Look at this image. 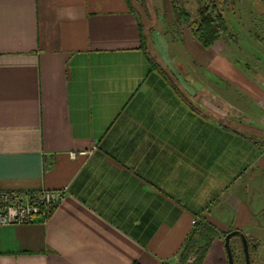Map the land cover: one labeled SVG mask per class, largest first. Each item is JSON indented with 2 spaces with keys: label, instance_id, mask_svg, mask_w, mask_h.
Here are the masks:
<instances>
[{
  "label": "crops",
  "instance_id": "crops-1",
  "mask_svg": "<svg viewBox=\"0 0 264 264\" xmlns=\"http://www.w3.org/2000/svg\"><path fill=\"white\" fill-rule=\"evenodd\" d=\"M167 45L132 0H0V188L68 186L51 216L0 228V264H175L200 220L258 237L264 201L231 187L263 174L264 76L237 85L260 107L248 127ZM227 261L217 236L202 264Z\"/></svg>",
  "mask_w": 264,
  "mask_h": 264
},
{
  "label": "rangeland",
  "instance_id": "rangeland-1",
  "mask_svg": "<svg viewBox=\"0 0 264 264\" xmlns=\"http://www.w3.org/2000/svg\"><path fill=\"white\" fill-rule=\"evenodd\" d=\"M132 1L139 10L146 27L153 26L158 36L167 40L169 56L176 60L182 58L187 64L190 61L192 63V59L199 61L200 68H197L200 69L202 76H205L203 80L207 79V82L202 83V89L205 90V84L215 83L218 87L216 89L222 90L223 93L229 91L234 98L233 104L240 108L245 107L248 113L245 112L247 115L239 117L238 120L248 127H256L260 115L258 113L259 104L257 101L253 102L252 99L249 100V104L244 102L246 99L242 98L241 87L237 85L242 80H248L251 87L258 88V85L262 83L261 78L264 76V0H214L226 20L227 31L209 48L197 40L190 27V22L199 19L198 9L206 5L207 0H176L181 10H184L190 18L189 22L183 21L182 23L179 22L173 10L172 0ZM152 53H156L154 48H152ZM185 68L188 69L187 66ZM215 100L222 108L219 110L220 113L225 112L231 115L230 119L237 120L238 115L233 108H229L228 113L223 109L225 108L223 100ZM261 171L263 174L258 186L252 182V175L255 171L251 168L250 173H247L239 182H234L231 187L233 192L243 194L246 190L249 192L253 190L255 195L259 192L261 202L264 201V169ZM262 204L264 205L263 202ZM256 213L260 219V224L257 226L259 235L253 240L259 247L253 251L251 261L253 264H264L263 208L260 206ZM226 233L221 232L219 235L223 241H225ZM230 244L234 248L235 264H247L238 239L233 238ZM194 260L195 256L191 257L188 264L193 263Z\"/></svg>",
  "mask_w": 264,
  "mask_h": 264
},
{
  "label": "trees",
  "instance_id": "trees-1",
  "mask_svg": "<svg viewBox=\"0 0 264 264\" xmlns=\"http://www.w3.org/2000/svg\"><path fill=\"white\" fill-rule=\"evenodd\" d=\"M206 5L198 9V20L190 22V27L197 40L205 47L209 48L216 40L221 38L227 31V24L221 11H219L214 0H207ZM131 3V1H129ZM173 10L179 22H189V16L181 10L176 0H172ZM145 41V50L147 57L151 63V67L159 70L173 85L177 91H181L168 69L162 64L161 60L149 49L147 35L143 34ZM228 233V232H227ZM226 233V234H227ZM219 236L217 228L206 220L197 221L189 233L183 248L179 252L177 262L175 264H188L191 257L195 256V260L191 264H202L206 254L215 238ZM163 264H172L165 261Z\"/></svg>",
  "mask_w": 264,
  "mask_h": 264
},
{
  "label": "built area",
  "instance_id": "built-area-1",
  "mask_svg": "<svg viewBox=\"0 0 264 264\" xmlns=\"http://www.w3.org/2000/svg\"><path fill=\"white\" fill-rule=\"evenodd\" d=\"M86 154L85 151L73 152ZM68 192V186L57 189H1L0 188V228L13 224L33 223L37 217L52 215Z\"/></svg>",
  "mask_w": 264,
  "mask_h": 264
},
{
  "label": "water",
  "instance_id": "water-1",
  "mask_svg": "<svg viewBox=\"0 0 264 264\" xmlns=\"http://www.w3.org/2000/svg\"><path fill=\"white\" fill-rule=\"evenodd\" d=\"M237 235H239L241 237V239L243 241V245L245 247L246 263L252 264L251 259H250V255H249V246H248V240H247L246 234L240 229L232 230V231L228 232L225 236V248H226L227 256H228V264H235V258L233 255V251H232L230 241H231V238H233L234 236H237Z\"/></svg>",
  "mask_w": 264,
  "mask_h": 264
},
{
  "label": "flooded vegetation",
  "instance_id": "flooded-vegetation-1",
  "mask_svg": "<svg viewBox=\"0 0 264 264\" xmlns=\"http://www.w3.org/2000/svg\"><path fill=\"white\" fill-rule=\"evenodd\" d=\"M236 230V229H235ZM241 230V229H240ZM230 232V231H229ZM244 232V231H243ZM245 233V232H244ZM246 234V233H245ZM226 236V235H225ZM246 237H247V240H248V246H249V255H250V259H251V255L253 253V251L259 247L257 242H254L252 238L248 237L247 234H246ZM233 238H237L239 243H240V248H241V251H242V254L245 255V247L243 245V241L241 239V237L239 235L237 236H234ZM231 238V240L233 239ZM231 242V241H230ZM233 247H232V251H233ZM233 255H234V251H233ZM245 258H246V255H245ZM251 263L253 264V262L251 261ZM255 264V263H254Z\"/></svg>",
  "mask_w": 264,
  "mask_h": 264
}]
</instances>
